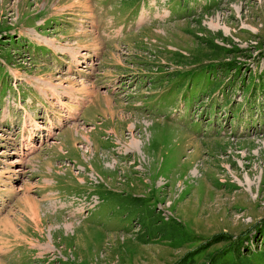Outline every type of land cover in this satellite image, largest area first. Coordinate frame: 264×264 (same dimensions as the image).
Listing matches in <instances>:
<instances>
[{
  "label": "rangeland",
  "instance_id": "374dc122",
  "mask_svg": "<svg viewBox=\"0 0 264 264\" xmlns=\"http://www.w3.org/2000/svg\"><path fill=\"white\" fill-rule=\"evenodd\" d=\"M74 1L0 0V264H264V0Z\"/></svg>",
  "mask_w": 264,
  "mask_h": 264
},
{
  "label": "bare ground",
  "instance_id": "6f19581e",
  "mask_svg": "<svg viewBox=\"0 0 264 264\" xmlns=\"http://www.w3.org/2000/svg\"><path fill=\"white\" fill-rule=\"evenodd\" d=\"M74 3H77V4H81V5H85V4H87V2H86V0H75L74 1ZM75 5V4H74ZM84 89H87V88H85V87H83V90ZM109 103V102H108ZM99 104V101L97 102V105ZM6 225V224H5ZM7 226V225H6ZM11 226V225H10ZM7 228V227H6ZM7 231H8V229H7ZM96 231V230H95ZM97 232V231H96Z\"/></svg>",
  "mask_w": 264,
  "mask_h": 264
}]
</instances>
